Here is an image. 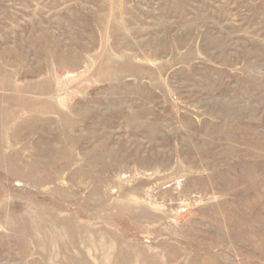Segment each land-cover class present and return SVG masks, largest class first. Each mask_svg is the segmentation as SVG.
Masks as SVG:
<instances>
[{
    "label": "rangeland",
    "instance_id": "1",
    "mask_svg": "<svg viewBox=\"0 0 264 264\" xmlns=\"http://www.w3.org/2000/svg\"><path fill=\"white\" fill-rule=\"evenodd\" d=\"M0 264H264V0H0Z\"/></svg>",
    "mask_w": 264,
    "mask_h": 264
}]
</instances>
